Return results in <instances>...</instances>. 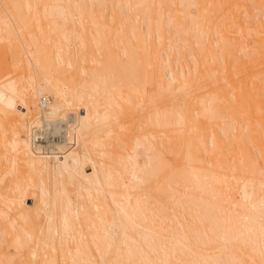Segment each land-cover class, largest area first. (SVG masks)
Here are the masks:
<instances>
[{
	"label": "bare ground",
	"instance_id": "obj_1",
	"mask_svg": "<svg viewBox=\"0 0 264 264\" xmlns=\"http://www.w3.org/2000/svg\"><path fill=\"white\" fill-rule=\"evenodd\" d=\"M0 264H264V0H0Z\"/></svg>",
	"mask_w": 264,
	"mask_h": 264
},
{
	"label": "rangeland",
	"instance_id": "obj_2",
	"mask_svg": "<svg viewBox=\"0 0 264 264\" xmlns=\"http://www.w3.org/2000/svg\"><path fill=\"white\" fill-rule=\"evenodd\" d=\"M12 101H13V100H12ZM48 127H49V126H48ZM50 127H51V125H50ZM50 127H49V128H50ZM85 170H86V171H90L91 168H90L89 166H87V167H85ZM32 203H33V200H32V199H27V200H26V204H27V205H31Z\"/></svg>",
	"mask_w": 264,
	"mask_h": 264
}]
</instances>
